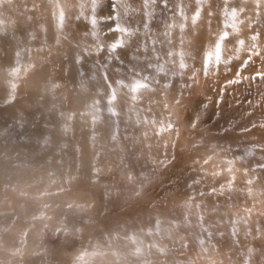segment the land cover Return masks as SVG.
I'll return each instance as SVG.
<instances>
[{
	"label": "rangeland",
	"instance_id": "rangeland-1",
	"mask_svg": "<svg viewBox=\"0 0 264 264\" xmlns=\"http://www.w3.org/2000/svg\"><path fill=\"white\" fill-rule=\"evenodd\" d=\"M92 2L0 0V58L9 62L7 66L0 62V154L6 166L11 167L1 176L11 174L18 183L17 186L0 183V215H5L0 227L11 219L10 264L124 262L110 234L123 231L124 222L115 221L106 228L102 222L106 211L95 209L96 200L91 198L97 189L87 190L89 186H86L82 194L81 204L85 205L80 207L94 219L89 223L75 211L74 199L66 195L84 186L85 176L76 173L78 167L55 180L71 162L65 165L62 162L65 156L55 160L41 145L43 136H54L59 126L48 117L51 129L47 127L43 111L36 104L37 98L62 106L59 121L72 146L81 149L87 146L89 153L102 155L107 163L120 160L119 166L113 168L125 177L115 191L116 197L130 192L133 185L137 187L143 202L140 212L146 218L140 221L141 227L152 231L155 222L158 233L155 241L167 243L158 250L159 264H233L236 259L229 249L231 244L223 242L239 244L244 238L246 232L240 231L237 223L220 226L221 220L208 216V220H200L207 226L206 230L186 248L189 232L161 215L174 211L173 204L189 209L184 205L197 197L189 191L208 177L204 167L208 164L205 157L210 148L204 139L209 137L218 142L222 140L218 138H236L240 133L234 129L235 124L249 119L258 121L243 132L264 128V0H156L151 6H145L144 0H119L122 7H117V0H99L95 12ZM110 14L112 19H108ZM55 17L62 24L52 22L50 30L54 38L48 45L37 46L47 59L35 64L28 61L33 49L25 50L26 38L29 34L34 37L41 25ZM93 19L100 41L90 35ZM26 20H30L28 26ZM115 24H122L136 34L129 37L126 46L110 55L107 45L121 36L112 30ZM208 53L212 56L206 59ZM181 60L186 65L184 68L180 67ZM97 71L104 75L102 88L98 87ZM236 80L239 82L232 83ZM137 81L142 86L133 91L132 85ZM201 98L204 103L189 121L187 115ZM75 106L82 108L79 116L73 110ZM212 109L216 119L203 123ZM109 118L113 124L106 128L104 120ZM95 126L98 127L94 129ZM254 137L246 140L255 139L248 146L264 149V142ZM81 149L80 157L86 158ZM106 149L116 155L107 153ZM248 150L245 147L243 154L218 155L219 161L232 159L235 163L231 172L225 169L227 166L216 168L212 172L214 180L229 182L228 174L236 178L233 168L239 166L254 176L244 179L245 174L236 172L242 177L240 180L253 182L256 178L257 184H264V154L251 156L252 152L246 154ZM72 152L76 156L74 149ZM126 161L136 167L141 179L125 171ZM84 167L85 162L79 168ZM29 172L39 178L35 184H48L29 187L20 182L23 177L17 175ZM105 172L100 171L95 177L100 178ZM155 186H159L158 190H154ZM217 187H209L208 196L225 200L217 203L222 214L225 209L231 210L233 196L232 192L225 193L222 186ZM177 190L180 200L176 199ZM185 191L188 194L184 199ZM27 193L36 194L40 200L26 201ZM60 194L65 198L52 203L54 208L62 203V209L57 212L50 202H45V197ZM202 195L204 191L199 194ZM243 205L246 225L264 223V218L258 220L248 214L251 207L259 205L253 200L250 205L247 202ZM236 210L231 211L236 213ZM63 217L70 220L61 221ZM172 218L184 222L177 214ZM68 224L79 226L80 232ZM163 224L166 226H160ZM195 225L200 227L199 223ZM89 228L93 229L91 235ZM159 228H167V232ZM81 237L90 245L80 249ZM217 243H221L219 251L213 248ZM241 251L246 261H255L258 254L257 248L251 246L242 247ZM105 253H110V257L103 260Z\"/></svg>",
	"mask_w": 264,
	"mask_h": 264
},
{
	"label": "bare ground",
	"instance_id": "bare-ground-1",
	"mask_svg": "<svg viewBox=\"0 0 264 264\" xmlns=\"http://www.w3.org/2000/svg\"><path fill=\"white\" fill-rule=\"evenodd\" d=\"M50 19V18H49ZM46 21L43 25L40 26V29H37L35 31V35L33 37L32 34H29L26 38V42L24 44L25 50L33 49L31 56L28 58V61L32 63H39L42 62L44 58L40 51L38 50V45H48L49 42L54 38L53 33L51 32V24L52 22H55L56 24H62L61 20L58 17H55L52 19L51 22ZM28 23H30V20H26L25 25L28 26ZM45 29V32L44 30ZM44 32V33H43ZM4 49V48H3ZM110 55H113V53H110ZM1 56V55H0ZM0 62L2 66L9 65V62L7 58H0ZM33 74V73H31ZM179 76V74H176ZM103 73L97 71V78L99 80L98 87L102 88V80H103ZM35 78V76H33ZM166 86V85H165ZM80 103L83 101L82 96L80 95L78 97ZM37 106L43 111L42 118L43 121H45V124L49 129H51V125L47 122L48 117L51 118L55 123L58 124L59 128L55 131V135L52 136V134H45L42 138L41 145L45 146L46 149H48L53 155V158L56 160L60 156H65L62 162L65 163V165L69 162L70 165L66 166L67 168H63L62 173L58 174L55 178L57 180L58 176L65 173L66 171L72 172L75 171L78 167V172H76L78 175L83 174L85 176L84 178V186L78 191H73L70 193H67V197L74 199L73 205L75 207V211L79 214H82L84 219L86 218V222H91V220H94L90 215L84 212L80 206H84L85 204H81L84 200L82 198V194L84 193V189L86 186H89L87 190L91 189H97L96 192L91 193V198L93 197L96 200V206L95 209H104L106 211L105 218L102 222H104L106 228H110L111 225L115 221L124 222L123 223V231H120L118 236H115L116 234H113L112 232L111 237L112 240H114V244H117L116 250L118 252L119 258H123L122 263L120 264H159L158 259V250L161 248V246L167 245L166 242H156L155 237L157 233L154 229L155 222H152V231L144 230L141 227L140 221L143 219L142 213L140 212V209L143 206V202H141L142 198L137 194L138 189L136 186L133 185L132 189L128 193L121 194L120 197H116V189L120 187L121 185V178L125 177L120 171L113 168L114 166H119L120 160H115L112 163H107L104 160V157L102 155H97L95 153H89V150H87V146H84V149L82 148H76L70 144L69 136L66 134L65 127L62 124V121H59L60 113L62 112V106L58 105L56 103L51 104L49 100H42L37 98L36 100ZM73 110L76 112L77 116L80 115L82 108L80 106L73 107ZM93 112H96L95 109H92ZM258 120L256 119H249L245 122L235 124L234 129L240 133L239 136L236 138L232 137H225L222 140L218 142H214L213 139L207 137L204 139V143H207V146L210 148V150L206 153V160L208 161V164L204 167L207 171V179L201 181L198 186L194 187L193 190L189 191L197 195V197L193 200L191 203V207L189 209H184L181 207H176L173 204V208H176L172 212H164L162 213V218L166 219H172V224H176L180 228L183 226L184 231L189 232V235L186 237V248L191 244L193 245V240L195 238H200V232L206 230L205 227H207L203 222H200V214H203L204 220H208V216H212L214 219L218 218L222 221V224L220 226H224L227 224V226L230 225V223H237L238 228H240V231L242 230L244 233V238L241 239L240 243H228L223 242L224 244L230 245L229 249H231L234 252V258L236 259L233 264H264V223L256 222L253 225H246L244 222V214H245V208L244 202H247L249 205L253 203L255 205H259V207H251L248 214L251 216L256 217V219L264 218V184H257L256 178L253 182H248L247 180H240L242 177L236 174V172H242L245 174L244 179H248V177H254L253 173H251L249 170H244L241 167L237 166L236 168H233L235 170L236 178H232L231 174H228L227 178L229 179V182L227 183H220L219 180H214L216 177L212 175V172L219 166L226 167L223 163V161H219V156L221 153L225 152H231L233 154H241L242 150L245 147H248L249 150L247 151V155H249L251 152V156H256L263 152L264 149H257L252 146H248L253 144V141L255 142V139H253L251 142H247L246 140L249 139V137H254L258 140L261 139L262 142H264V135H260L264 132V128H258L257 132L254 130L243 132L244 128H248L251 124H256ZM113 124V119H105L104 120V126L111 127ZM61 125V127H60ZM98 125V123H97ZM216 126V124L214 125ZM43 127V126H41ZM98 126H95L94 129H96ZM46 131V130H45ZM65 131V132H64ZM76 132H78L76 128ZM78 135V133L76 134ZM67 136V137H66ZM68 138V140H67ZM69 141V143H68ZM215 145V149L212 147ZM73 149L74 153H76V156L73 155ZM80 149L86 153V158H81L79 155ZM107 153L116 155L115 152L111 151L110 149H106ZM87 154L89 155L87 157ZM243 154V153H242ZM119 155V154H117ZM99 156V157H98ZM98 157V158H97ZM210 158V159H209ZM76 159V160H75ZM113 158H110L112 160ZM87 160H92V162H86ZM49 161V159H47ZM45 161V162H47ZM85 162V167L83 169L79 168L83 163ZM49 163V162H47ZM5 161L2 158V155L0 154V183L2 184H15L17 186L18 183H16L15 179H13V176L11 174H4L1 176L2 173H5L9 170H11V167L6 166ZM95 166L98 167L97 170H95ZM125 171L130 172L133 174L135 178L141 179L140 173L136 170V167L129 163L128 161L125 162ZM227 169V167L225 168ZM100 171H106L103 176L100 178H103L100 180L99 176L95 177L97 173ZM70 172V173H71ZM43 174H46V172H42ZM108 173V174H107ZM19 178H22L23 184H26L29 187H33L34 185H40V184H48L46 182L35 184V182L39 179L36 175L31 174L30 172L26 175L22 173L21 175H17ZM94 176V178H93ZM259 176V175H258ZM61 178V176H60ZM62 179V178H61ZM78 181L77 179L75 182ZM222 186L223 189L226 192H232L233 196V202H232V209H237L236 213H232L231 210L225 209L222 214L217 209V203L218 201L222 202L225 201L222 199V197L219 198H213L208 196V188L209 187H217ZM65 186V184L63 185ZM61 186V188L63 187ZM159 186H155L154 190H158ZM219 188V187H217ZM92 191V190H91ZM204 191V195L199 196V194ZM184 193V199L187 198L188 192L185 191ZM137 194V195H136ZM176 194H179L176 198L177 200L181 199V194L179 190L176 191ZM60 194V196L56 197V195H52L50 197H45V202H50L52 209L60 212L62 209V203L60 206H57L56 208L53 201L58 199L60 202L63 200V195ZM36 194L34 193H27L26 197L24 198L26 201L31 202H38L40 198H37ZM105 197L108 198V201H105ZM79 198V199H78ZM80 204V205H79ZM186 204V205H187ZM19 205V204H18ZM184 205V206H186ZM73 209V208H72ZM21 210V209H19ZM247 212V211H246ZM17 214V213H16ZM23 214V213H22ZM181 216L184 220V222L176 221L172 218L174 215ZM61 216V213L59 214ZM134 215V216H133ZM134 218L135 220L130 221L129 218ZM4 218L5 215H0V220ZM11 218V216H10ZM70 220L68 217H63L62 220ZM149 220V218H147ZM203 220V221H204ZM194 224L193 226H190L191 224ZM199 223V226H196L195 224ZM7 225H3L0 227V264H10L11 261V219L9 221H6ZM69 227L74 230L75 232H80V227L75 226L73 224H68ZM234 225V224H233ZM121 226V225H120ZM160 226H166V225H160ZM175 226V225H174ZM98 228V227H97ZM100 228V227H99ZM128 228L127 230H125ZM165 232H167V228H159ZM93 229L89 228L88 232L92 233ZM154 232V233H153ZM86 233V232H85ZM84 233V234H85ZM153 233V234H152ZM83 234V236H84ZM158 234V233H157ZM236 234L239 235V232ZM86 237V236H85ZM194 238V239H193ZM159 243V244H158ZM90 245L89 241H86L84 238H79L78 241V247L81 249L85 245ZM208 244V241L205 243ZM221 243H217L213 246L215 251H219ZM235 246H239L236 248ZM245 246H251L254 249L257 248L258 254L254 256L255 261H246L244 259V251L242 250V247ZM120 249H119V248ZM191 250V249H189ZM160 253V252H159ZM142 256L144 259H142ZM110 257V253H105L103 255V260L108 259ZM127 260V262H125ZM162 260V259H160ZM250 262V263H245ZM65 263V262H63ZM62 263V264H63Z\"/></svg>",
	"mask_w": 264,
	"mask_h": 264
},
{
	"label": "snow or ice",
	"instance_id": "snow-or-ice-1",
	"mask_svg": "<svg viewBox=\"0 0 264 264\" xmlns=\"http://www.w3.org/2000/svg\"><path fill=\"white\" fill-rule=\"evenodd\" d=\"M155 2H156V0H144V5L145 6H151V5L155 4ZM199 2H202V0H199ZM98 6H99V0H93V2L91 4V8H92L93 12H95V9ZM117 7H122V5L119 3V0H117ZM108 19H112V15L111 14L109 15ZM114 23H115V21H114ZM92 25H93V27H92V31L90 32V35L94 39L100 41L101 37H100L99 32L96 30V27H95L96 20L95 19L92 20ZM112 30H114L116 32H119L121 34V36L119 38H117L114 42H112V43L107 45V50L110 53H116V50L118 48L126 46L128 44V42H129V37H131V36L136 34L134 31H131L129 29L124 28L122 24H115V28L112 29ZM253 38L255 39V37H253ZM98 47H99V45H98ZM216 47H217V58H219L220 44L218 43ZM100 50H103V49L101 48ZM211 56H212V53H208L206 59L211 57ZM185 66L186 65L181 60L180 67L184 68ZM262 79H264V78H262ZM236 82H239V81L238 80L232 81V83H236ZM141 86L142 85L138 81L134 82L133 85H132V90L135 91L137 88H139ZM212 147L215 149L216 146L213 145ZM241 158H243V157H241ZM223 163L225 165H227V171L231 172L235 161L232 160V159H229V160L223 161ZM216 174L219 175V172H217ZM186 207H191V204H187ZM200 219L203 220L204 217L201 215Z\"/></svg>",
	"mask_w": 264,
	"mask_h": 264
},
{
	"label": "clouds",
	"instance_id": "clouds-1",
	"mask_svg": "<svg viewBox=\"0 0 264 264\" xmlns=\"http://www.w3.org/2000/svg\"><path fill=\"white\" fill-rule=\"evenodd\" d=\"M203 103H204V101H203L202 98L201 99H197V101L195 102V106H194L193 112L192 113H189L187 115V119L189 121H192L194 119V113H196V112L199 111L200 105L203 104ZM213 119H216L215 109H212V111H210L208 113V115L204 118L203 123L207 124L210 121H212ZM218 139H223V138H218Z\"/></svg>",
	"mask_w": 264,
	"mask_h": 264
}]
</instances>
